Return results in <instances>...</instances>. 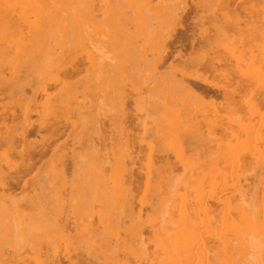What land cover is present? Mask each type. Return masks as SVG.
Here are the masks:
<instances>
[{
	"label": "rangeland",
	"instance_id": "374dc122",
	"mask_svg": "<svg viewBox=\"0 0 264 264\" xmlns=\"http://www.w3.org/2000/svg\"><path fill=\"white\" fill-rule=\"evenodd\" d=\"M260 92L264 0H0V264H264Z\"/></svg>",
	"mask_w": 264,
	"mask_h": 264
},
{
	"label": "bare ground",
	"instance_id": "6f19581e",
	"mask_svg": "<svg viewBox=\"0 0 264 264\" xmlns=\"http://www.w3.org/2000/svg\"><path fill=\"white\" fill-rule=\"evenodd\" d=\"M77 30H78V28H77ZM76 32V31H75ZM79 32V31H78ZM77 34V33H76ZM186 35V34H185ZM64 41V40H63ZM182 41V40H181ZM183 42V41H182ZM190 44H191V46L193 45V41H192V39L190 40ZM189 44V43H188ZM187 46H189V45H186V42L185 43H183V44H181V47H182V49H181V51H180V56H182V52H183V50H185L186 49V47ZM176 53V52H175ZM207 63V61H204L203 62V66H206V67H208L207 65H209V67H210V65L212 66V64L211 63H213V62H209L208 61V63H210V64H206ZM219 62H221V60L219 61ZM199 63V65H202L201 63L202 62H198ZM205 63V64H204ZM80 66V65H79ZM205 68V67H204ZM228 71L230 72V73H228ZM228 71H226L227 72V79H228V84H230V85H227L226 87H220V86H212V85H202L203 87H201V85H198L199 83L198 82H200V81H196L197 83H195V82H192V84H191V82L190 81H188V82H185V83H183V86H184V89H186V90H188L189 92H191V94L193 93V94H198V90H200L199 92V94H200V96H202V98H203V96H205V97H207V98H209V99H211L212 101L213 100H216V99H219V97H221V95H223L224 97L223 98H225V94L226 93H229V94H232V95H229V94H227V101H229L230 99H231V97L235 94L236 95V93H237V95L236 96H233L232 97V99H233V104L235 105V103L237 102V104H239V102L238 101H236V97L238 96V95H240L239 93H240V90L242 91V90H244V89H246V90H252V88H251V84L252 83H255V82H252V83H248V81L247 80H236V78H235V72L234 71H230L229 69H228ZM178 81V80H177ZM247 81V82H246ZM194 83V84H193ZM233 83V84H232ZM234 83H238V86H237V84H236V88L235 87H232L231 88V86L233 85H235ZM202 84V83H201ZM232 84V85H231ZM214 85V84H213ZM205 86V87H204ZM230 86V87H229ZM196 88H199L198 90L196 89ZM228 88H230V89H228ZM249 88V89H248ZM44 89V88H43ZM226 89H228V90H226ZM196 91H197V93H196ZM257 96H258V98H256V104H257V106H259V104H260V106L262 105H264V92L263 93H257L256 94ZM198 96V95H197ZM200 96H198V97H200ZM230 96V97H229ZM204 99V98H203ZM226 99V98H225ZM231 102V100H230V103H232ZM225 103V102H224ZM237 107H238V105H236ZM180 108V107H179ZM175 113H176V115H174V117L176 116V120H177V122H181V123H188V122H190L192 119H193V115H192V113H190L189 111H184V109L183 110H180V109H178V111H175ZM223 127V126H222ZM221 128V127H220ZM222 130H223V128H221ZM226 129V131H227V128H225ZM199 130V129H198ZM228 130L230 131V129L228 128ZM200 131V130H199ZM225 132V131H224ZM228 132V131H227ZM231 132V131H230ZM226 133V132H225ZM224 133V134H225ZM232 133H235L234 132V130H233V132ZM226 136V135H225ZM234 136V135H233ZM206 205V204H205ZM241 209V208H240Z\"/></svg>",
	"mask_w": 264,
	"mask_h": 264
}]
</instances>
